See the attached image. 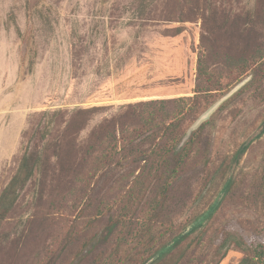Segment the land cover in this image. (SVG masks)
I'll return each instance as SVG.
<instances>
[{
	"label": "rangeland",
	"instance_id": "obj_1",
	"mask_svg": "<svg viewBox=\"0 0 264 264\" xmlns=\"http://www.w3.org/2000/svg\"><path fill=\"white\" fill-rule=\"evenodd\" d=\"M181 111L179 148L201 134L153 219L144 119ZM26 153L0 264L241 263L264 241V0H0V196Z\"/></svg>",
	"mask_w": 264,
	"mask_h": 264
},
{
	"label": "trees",
	"instance_id": "obj_2",
	"mask_svg": "<svg viewBox=\"0 0 264 264\" xmlns=\"http://www.w3.org/2000/svg\"><path fill=\"white\" fill-rule=\"evenodd\" d=\"M195 114L196 112H194V115ZM179 115L180 116L176 118L174 116L159 119V122H157V117L153 114L144 119L143 125L151 126L150 132L144 136L146 138H152L153 140L158 139L154 144L153 150L150 152V156L138 159V161L143 160L146 162L139 174V177H143L144 182L146 181V187L142 191L140 188L139 193L143 195V197H148L146 201H151L150 205L153 207V211H155L154 213L152 211L150 215L153 219L158 217L159 210H162L166 205L171 179L175 178L184 168L190 157L191 149L194 145L193 143L201 132L199 130L200 132L194 133L191 140L183 147L179 148L185 137L184 126L188 120V113L181 111ZM122 138H125L124 135ZM38 160L39 159L32 156L31 153L24 154L16 174L0 196V225L2 220L14 207L19 197V190L23 189L34 176L35 170L39 165ZM233 186L234 183H231L230 188H233ZM152 195L155 197L154 199H152ZM139 200L142 201V199ZM116 226L117 222H114V225L109 228V233H112ZM150 241L154 242L157 241V239L155 236H152ZM228 241L229 240L226 239L225 243ZM170 242V240L166 241L157 249L156 253L168 247ZM172 249L173 247L163 253L161 257H165ZM246 251L248 252L246 257L239 264H264V241L247 245ZM153 255L154 254H150L142 264H145L153 258Z\"/></svg>",
	"mask_w": 264,
	"mask_h": 264
}]
</instances>
